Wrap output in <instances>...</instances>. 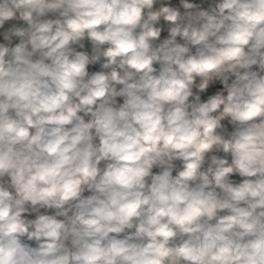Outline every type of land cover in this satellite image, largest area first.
Listing matches in <instances>:
<instances>
[{
	"label": "clouds",
	"instance_id": "clouds-1",
	"mask_svg": "<svg viewBox=\"0 0 264 264\" xmlns=\"http://www.w3.org/2000/svg\"><path fill=\"white\" fill-rule=\"evenodd\" d=\"M0 264H264V0H0Z\"/></svg>",
	"mask_w": 264,
	"mask_h": 264
}]
</instances>
